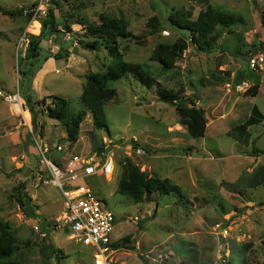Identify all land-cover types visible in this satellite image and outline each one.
Segmentation results:
<instances>
[{"label": "rangeland", "instance_id": "374dc122", "mask_svg": "<svg viewBox=\"0 0 264 264\" xmlns=\"http://www.w3.org/2000/svg\"><path fill=\"white\" fill-rule=\"evenodd\" d=\"M39 1L0 0V88L10 95L20 92L31 123L22 124L11 105L0 98V222L8 223L16 234L19 251L14 259L21 264L93 261L89 247L58 230L43 238L47 228H42L41 222L47 225L60 219L65 201L43 165L44 158L35 152L46 144L52 152L45 157L65 164L72 153L90 155L109 145L115 156L113 176L91 177L80 185L92 188L115 214L111 235L114 248L132 235L112 254L114 264H221L223 260L228 264H264V184L251 188L248 180L264 166V154L253 151V141L264 134V121L245 133L238 129L247 122L254 106L264 114V89L257 97L249 95L247 87L246 92L236 90L237 80L249 72L247 56L264 53V0H49L47 9L54 8L59 32L42 41V58L27 61L23 41L41 33L44 16L33 22L25 15L12 17L1 11L29 8ZM207 3L236 15L239 23L232 33L218 28L220 39L213 53H202L191 44L175 69L163 71L159 62L152 60V53L158 44H173L178 36L169 29L150 35L148 21L158 18L159 30L166 26L174 9L191 7L196 19ZM102 15L123 19L133 35H143L142 44L119 40L125 61L149 64L161 88L184 90L180 99L195 94L197 107L204 110L208 121L204 138L187 135L175 107L158 96V86L147 88L132 76L108 82L107 86L116 90V96L104 106L110 133L96 129L88 112L78 140L72 145L68 139L63 143L58 134L64 125L49 117L42 106L39 110L44 112L38 120L42 129L35 130L38 116L31 110L34 103L26 98L34 93L35 80L28 84L22 81L54 60L56 64L47 67L46 77L38 79L34 97H63L70 101L72 115L85 110L82 95L90 74H104L114 60L105 44L91 50L80 43L95 40L83 25L101 24ZM65 22L71 25L72 33L65 30ZM56 54L62 55L59 61L54 58ZM68 137L66 134L65 139ZM59 144L69 149L57 157L52 153ZM138 145L150 150L147 156L134 153ZM126 158L149 176L169 179L181 188L184 198L156 193L151 201L135 204L120 194ZM18 193L27 195L24 208L17 200ZM36 222L40 225L38 233L34 230Z\"/></svg>", "mask_w": 264, "mask_h": 264}, {"label": "trees", "instance_id": "16d2710c", "mask_svg": "<svg viewBox=\"0 0 264 264\" xmlns=\"http://www.w3.org/2000/svg\"><path fill=\"white\" fill-rule=\"evenodd\" d=\"M53 2L55 3V0H53ZM23 10L24 9L16 11L3 10L1 12L4 15L16 17L23 16ZM193 11L192 7L179 10L174 9L166 21V26L159 30L158 28L161 25V21L158 18L153 17L148 21V25L151 28V31L149 32L150 35L160 32L163 29H169L175 32L178 36V39L173 44H158L152 53V60L159 62L163 71L175 69L178 60L182 58L184 52L191 44L202 53H213L217 48V39H220L218 28L222 27L228 29L229 33H232V28L239 23V19L236 15L215 8L208 3L200 10L196 19L193 18ZM26 18L28 21L31 20L32 14H29ZM101 21L102 23L98 25H83L89 37H92L95 40L92 42H84L81 40L80 43L82 47L91 50L100 49L103 44H105V47L109 49L110 55L114 60L113 63L108 66L104 74H90L82 95V103L85 105L86 109L82 110L78 115H72L70 108L71 103L69 100L53 95L43 98L42 101H38L31 92L30 94H27L26 98L28 102L34 103L31 110L38 116V118L34 120V126L36 127L35 130L38 132L42 127L38 123V120L39 115L41 113L43 114L44 110L40 111L39 107L44 105L43 107L47 108L49 117L56 119L63 124L67 134H69L68 138H62L61 142L63 143L68 139V142L72 145L78 140L80 126L88 112L92 115L93 124L96 129L105 130L107 133H110L106 123L104 106L107 101L116 96V90L109 88L107 86L108 82L118 81L126 76H132L147 88L158 86V96L163 102L169 103L175 107L176 113L179 117V124L186 129L187 135L193 139L204 138L207 131L208 121L204 110L197 107L198 101L195 98V94L194 96L192 95L180 99L179 96L184 90L182 89L179 92H175L173 90L161 88L159 82L154 76V71L149 64H136L125 61L123 54L120 51L119 40H134L137 41V44H142L143 35H133V33L128 30L127 22L123 19H115L107 15H102ZM58 23L59 21L56 19L54 8H49L47 16L41 19V33L38 36L31 35L29 38V45L26 50L27 55L24 60L32 61L33 59L42 58L43 52L41 43L49 35L59 32ZM261 24L264 31V10L261 13ZM64 25L66 28L65 30L72 33L71 25L67 22H65ZM214 33L215 36H213ZM236 53L237 52H235V54ZM54 56L57 61L62 57L61 54H56ZM237 56L238 54H236V57ZM24 75L28 76V73H24ZM34 75L35 72L32 76L30 75V77L33 78ZM254 79H256L255 82L258 83L257 77H254ZM245 80L250 79H238L236 82L238 84L236 85L243 83ZM258 92L259 85L257 84L248 90V94L253 97H256ZM32 99L34 101H32ZM48 100H50L49 103H47ZM251 112V116L247 122L238 128L243 133L248 131V127L259 125L264 121L263 114L256 106L253 107ZM255 143L256 141H253V151L255 153L264 154V151H259L255 147ZM138 147H142L147 152H150L145 146L138 145ZM103 150L102 147L96 152H102ZM186 151H190V149L188 148ZM51 160L56 162L52 157ZM248 180L252 182L249 184V187L251 188L264 184V166H262L260 170H257L253 175L249 176ZM118 191L120 194L129 197L135 204L143 203L146 200L151 201L150 198L156 193H159L160 196L174 194L179 199L184 198L179 186L172 184L169 179L149 176L147 172H142L140 168L128 158H126L125 173L119 182ZM237 191L241 192L240 190ZM19 194L20 193H18V195ZM26 196V194L24 197L20 194L17 199L23 208L26 204ZM131 238L132 235L125 237L117 247H123L125 242H129ZM18 251L16 234L10 229L8 223L0 222V264H21L14 259V256Z\"/></svg>", "mask_w": 264, "mask_h": 264}, {"label": "built area", "instance_id": "2783aa9c", "mask_svg": "<svg viewBox=\"0 0 264 264\" xmlns=\"http://www.w3.org/2000/svg\"><path fill=\"white\" fill-rule=\"evenodd\" d=\"M49 0H40L37 5L25 8L24 15L32 14L33 22L38 17H46L48 14L47 6ZM70 33V32H68ZM69 36V35H68ZM70 37V36H69ZM28 47V39H24ZM26 47V48H27ZM55 49V48H54ZM52 49L51 52L55 50ZM22 51V50H21ZM22 53V52H21ZM248 64L255 76L260 77V84L264 85V53H250ZM245 87H250V82H243L236 86L237 91H245ZM231 90V87H228ZM0 98H4L12 108L14 115L22 122H25L22 114L18 113L16 106L24 110V102H21L22 95L5 96L0 91ZM109 145L105 150L90 155L71 154L65 164L55 163L45 157L49 148L46 145L40 147L43 163L49 170L53 183L61 190L65 201V211L62 217L53 224L47 223L49 228L58 230L67 235V237L75 242L82 243L90 248L93 256L91 263L81 264H114L112 254L116 253L118 248L113 247L111 235L115 228V214L111 211L105 202H103L94 190L86 185H80L82 181H86L91 177H112L115 171V156L109 151ZM56 151L64 152L63 145L56 146ZM137 156L145 157L148 152L142 148L134 149ZM34 230L38 231L39 226H34ZM46 236V233L43 234ZM221 264H228L225 260Z\"/></svg>", "mask_w": 264, "mask_h": 264}, {"label": "crops", "instance_id": "0c3cea01", "mask_svg": "<svg viewBox=\"0 0 264 264\" xmlns=\"http://www.w3.org/2000/svg\"><path fill=\"white\" fill-rule=\"evenodd\" d=\"M33 25L36 26L37 24H36V25L33 24ZM37 26H38V25H37ZM34 28H35V27H34ZM38 29H39V28H38ZM36 30H37V29H36ZM54 64H56L54 60H48L47 63L44 64V66H43L42 68L40 67L39 70H37V74H35L33 78H32V77H26V78H25V81H22L23 83L25 82L26 84H28L30 81L35 80V83L33 82V83H34V84H33L34 87H32L33 90H34V93L32 92V93L34 94V96H35V94H36V86H37L38 79L40 78V79L42 80L44 77H46V74H47V67H48V66H51V65H54ZM249 69H250V68H249V66H248V71H249V72H246L242 79H243V80H244V79H250V80L252 79V81H253L254 77H257V81H258V83L255 82V85H256V84L259 85V92H258V94H257V96H258L259 93L263 91V89H264V85L260 84V77H261V76H255L254 73H253L252 71H250L251 69H250V70H249ZM243 82H244V81H243ZM23 89H24V87H23ZM228 90H229V89H227V91H228ZM24 92H25V91H24ZM48 96H50V95H44V96H42L41 98H38V99L35 98V99L38 100V101H42L43 98L48 97ZM257 96H256V97H257ZM48 102H49V100H48ZM42 106H44V105H42ZM256 107L258 108V106H256ZM258 109H259V108H258ZM259 111L262 113V111H261L260 109H259ZM251 113H252V112H251ZM251 113H250V114H251ZM262 114H263V113H262ZM250 116H251V115H250ZM250 116H249V118H250ZM263 116H264V114H263ZM26 121H27V124H28V125L31 124V123L29 122V118H28V120L26 119ZM28 122H29V123H28ZM256 126H257V125H256ZM249 128H250V127H248V130H249ZM66 134H67V132H66V130H65V128H64V129H61V133H59L58 135H61V137L65 138V137H66ZM257 140H258V139H257ZM257 140H256V141H257ZM39 141H41V139H40ZM39 143H41V142H39ZM40 145H41V144H40ZM43 145H46V144H43ZM43 145H42V146H43ZM64 145H65V144H64ZM42 146H40V147H42ZM46 146H47V145H46ZM40 147L38 148L39 151L37 150V152H35V154H36V155H39V156H40V155L42 156V153H41ZM65 147L67 148V146H65ZM51 152H52V151H49V150H48V152H47L45 155H49V156H50V155H51ZM55 152H56V153H52V154H55V155L58 157V154H57L58 152L56 151V147H55ZM84 152H85V151H84ZM48 153H49V154H48ZM75 153H76V152H75ZM77 154H79V153H77ZM80 154L82 155V153H80ZM89 154H90V153H89ZM192 154H194V153H192ZM87 155H88V154H87ZM189 155H190V154H189ZM83 156H86V155L83 154ZM252 156H254L253 153H250V157H252ZM42 157H43V156H42ZM43 165L45 166L44 163H43ZM45 167H46V166H45ZM46 169H47V167H46ZM36 215H39V210H36ZM40 216L42 217V215H40ZM37 220H40V219L38 218ZM38 222H39V221H38ZM38 222L34 223V225L40 227V225H38ZM41 227H42V228H47V232H45V233H46V236L48 235V232H51L50 235L53 234L52 229L49 228L50 226L45 225L44 222H41ZM58 232H59V231H58ZM61 233H62V232H61ZM46 236H45V237H46ZM45 237H43V238H45Z\"/></svg>", "mask_w": 264, "mask_h": 264}, {"label": "water", "instance_id": "95a60500", "mask_svg": "<svg viewBox=\"0 0 264 264\" xmlns=\"http://www.w3.org/2000/svg\"><path fill=\"white\" fill-rule=\"evenodd\" d=\"M0 91H2L5 95H8L9 93L7 91H5L2 87L0 88ZM50 102V100H49ZM255 147L259 150V151H264V134H262L258 140L255 143ZM254 154V152H253Z\"/></svg>", "mask_w": 264, "mask_h": 264}, {"label": "clouds", "instance_id": "9594fccd", "mask_svg": "<svg viewBox=\"0 0 264 264\" xmlns=\"http://www.w3.org/2000/svg\"><path fill=\"white\" fill-rule=\"evenodd\" d=\"M249 56V55H248ZM248 56H247V58H248ZM247 62H248V60H247ZM248 66H249V64H248ZM250 68V67H249ZM255 80L256 79H253V81L251 80H245L246 82H250V87L246 90V91H248L250 88H252L253 86H255ZM244 81V82H245ZM242 84V83H241ZM245 91V92H246ZM2 92V91H1ZM3 93V92H2ZM8 95H10V94H8ZM8 95H6V96H8ZM22 99H23V97H22ZM23 102H24V99H23ZM24 104H25V102H24ZM43 107V106H42ZM24 110H25V106H24ZM59 145H63L64 146V148H65V151L64 152H58V153H62V155L69 149V148H66L65 146L66 145H64V144H59ZM58 146V145H57ZM56 147V146H55ZM68 147V146H67ZM50 151V150H49ZM49 154V153H48ZM73 154V153H72ZM75 154V153H74ZM71 155V154H70ZM47 156H49V155H47ZM51 160V159H50ZM107 179V178H106Z\"/></svg>", "mask_w": 264, "mask_h": 264}, {"label": "bare ground", "instance_id": "6f19581e", "mask_svg": "<svg viewBox=\"0 0 264 264\" xmlns=\"http://www.w3.org/2000/svg\"><path fill=\"white\" fill-rule=\"evenodd\" d=\"M21 102H23V100L21 101ZM16 110H17V112L18 113H20V114H22V116H23V118H24V120H25V123L27 124V121H26V116H25V110H22L19 106H16ZM28 125V124H27ZM109 177V176H108Z\"/></svg>", "mask_w": 264, "mask_h": 264}]
</instances>
